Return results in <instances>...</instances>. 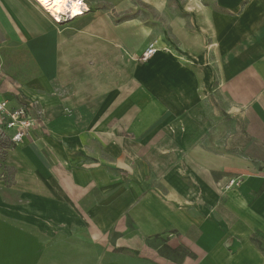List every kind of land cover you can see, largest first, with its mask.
<instances>
[{
  "label": "crops",
  "instance_id": "1",
  "mask_svg": "<svg viewBox=\"0 0 264 264\" xmlns=\"http://www.w3.org/2000/svg\"><path fill=\"white\" fill-rule=\"evenodd\" d=\"M83 1L0 0V264H264V0Z\"/></svg>",
  "mask_w": 264,
  "mask_h": 264
},
{
  "label": "built area",
  "instance_id": "2",
  "mask_svg": "<svg viewBox=\"0 0 264 264\" xmlns=\"http://www.w3.org/2000/svg\"><path fill=\"white\" fill-rule=\"evenodd\" d=\"M66 2L67 9L64 13L60 14V20L48 13L56 22H68L73 20L76 17L71 11L73 6L78 7L79 16H82L89 10L83 0H66ZM154 54V46L149 45L139 59L145 62L152 58ZM32 110H34L32 104H29L27 107L11 110L7 107L5 101L0 102V131L10 133L8 135L11 143L17 144L21 142L32 128L39 126V124L36 123L38 119L33 116ZM231 184H233V181Z\"/></svg>",
  "mask_w": 264,
  "mask_h": 264
},
{
  "label": "bare ground",
  "instance_id": "3",
  "mask_svg": "<svg viewBox=\"0 0 264 264\" xmlns=\"http://www.w3.org/2000/svg\"><path fill=\"white\" fill-rule=\"evenodd\" d=\"M37 3L47 11V13H50L53 17L60 20V14L64 13L67 9L66 6V0H35ZM72 13L77 17L78 14V7L73 6L71 9Z\"/></svg>",
  "mask_w": 264,
  "mask_h": 264
},
{
  "label": "rangeland",
  "instance_id": "4",
  "mask_svg": "<svg viewBox=\"0 0 264 264\" xmlns=\"http://www.w3.org/2000/svg\"><path fill=\"white\" fill-rule=\"evenodd\" d=\"M34 111H35V109H34ZM8 134H10V133H5L3 131H0V171L3 172V174L6 176L7 179L10 178L11 171L9 169H7V168H2V165H3V161H4L5 150H7L8 148H5V146H3L2 143L6 142V140H9V138H8L9 135Z\"/></svg>",
  "mask_w": 264,
  "mask_h": 264
},
{
  "label": "trees",
  "instance_id": "5",
  "mask_svg": "<svg viewBox=\"0 0 264 264\" xmlns=\"http://www.w3.org/2000/svg\"><path fill=\"white\" fill-rule=\"evenodd\" d=\"M3 146H5V148H12L14 146L13 143H11L9 140H6V142L2 143Z\"/></svg>",
  "mask_w": 264,
  "mask_h": 264
}]
</instances>
